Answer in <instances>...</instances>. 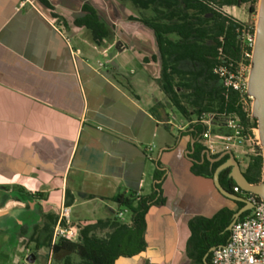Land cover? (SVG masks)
<instances>
[{"label":"crops","instance_id":"obj_1","mask_svg":"<svg viewBox=\"0 0 264 264\" xmlns=\"http://www.w3.org/2000/svg\"><path fill=\"white\" fill-rule=\"evenodd\" d=\"M48 1L54 11L40 0H0V264L46 263L45 227L58 222L64 204L76 225H130L131 210L115 197L151 195L156 169L165 202L146 215V250L116 264H208L207 255H192L190 222L237 204L209 168L192 171L188 127L196 115L174 120L154 32L133 19L153 11L120 0ZM86 3L109 28L100 44L74 24ZM208 115L215 150L208 139L201 143L211 154L224 152L227 117Z\"/></svg>","mask_w":264,"mask_h":264},{"label":"trees","instance_id":"obj_2","mask_svg":"<svg viewBox=\"0 0 264 264\" xmlns=\"http://www.w3.org/2000/svg\"><path fill=\"white\" fill-rule=\"evenodd\" d=\"M54 11V6L48 0H40ZM111 1V0H108ZM129 1L141 10L151 9L152 17L133 18L147 25L156 37L161 61L160 87L171 106L184 117L196 115V120L188 127L192 137L190 155L192 171L203 175L209 168L210 177L219 166L224 164L230 155L224 151L211 154L201 143L208 125L203 121L205 114L215 113L218 116L236 115L244 127L245 133L253 140L252 128H257V120L248 116L240 104L237 91L228 89L222 82L217 70L221 64L242 61L245 53L251 55L252 49L240 39L246 26L243 22L223 11L225 6L249 4V9L256 11L259 0H120ZM84 14L78 17L74 24L92 32L94 42L100 44L109 35V28L101 20L97 9L89 3L83 5ZM55 17L60 15L53 12ZM67 24L66 21H64ZM253 30V29H250ZM174 35L175 38H171ZM251 63V58L247 61ZM178 87L189 90L180 93ZM187 105L193 107L189 110ZM239 161V159L237 158ZM160 163L158 162V166ZM232 168L226 167L219 171L220 183L232 193L238 184L230 175ZM246 180L260 183L264 180V153L258 151L250 155L246 167L242 170ZM157 177L154 192L151 195L137 196L118 195L115 200L132 212L131 224L123 222H97L83 226L77 241L59 239L52 244L53 228L57 220H52L51 227H45L48 232L45 240L56 259H64L70 264L71 255H77L80 264H116L121 257H134L142 254L147 247L146 215L152 204H163L161 180L163 172L156 169ZM237 206L234 209L223 208L211 218H197L190 222L192 231L191 242L197 249L199 260L206 257V263L211 264L213 248L225 244L230 236L235 215L245 205L233 200ZM250 213L244 211L239 219ZM109 226L111 231L99 235V231Z\"/></svg>","mask_w":264,"mask_h":264},{"label":"built area","instance_id":"obj_3","mask_svg":"<svg viewBox=\"0 0 264 264\" xmlns=\"http://www.w3.org/2000/svg\"><path fill=\"white\" fill-rule=\"evenodd\" d=\"M23 2L20 6H23ZM58 31L65 32L64 24H58ZM256 37V29L248 30L246 28L240 35L241 41L251 49H253ZM251 55L245 53L241 62L221 64L218 67V74L222 82L228 89L235 90L240 95V104L243 109L252 117V98L247 93L248 73L251 63L247 61ZM103 67V63H98ZM227 117L226 126L229 129L221 139V145L226 151H233L234 148L242 146L243 143L252 140L245 133L244 127L241 125L240 119L236 115H224ZM253 118V117H252ZM206 124L207 119L203 120ZM255 128H252L254 130ZM256 136V135H255ZM204 138L210 141L208 146L211 150H215L214 144L217 141L211 140L210 130L204 133ZM257 138V137H256ZM154 146L148 148V151H153ZM236 194L242 195L250 204V213L243 219L237 220L230 232L228 241L213 249L211 255V264H264V199L254 192L243 190L239 185L234 187ZM71 207L62 205L59 212V219L54 228L52 235V244H55L59 239H67L77 241L80 236L82 225H76L70 219ZM121 216V215H120ZM53 253L50 249L49 263Z\"/></svg>","mask_w":264,"mask_h":264},{"label":"water","instance_id":"obj_4","mask_svg":"<svg viewBox=\"0 0 264 264\" xmlns=\"http://www.w3.org/2000/svg\"><path fill=\"white\" fill-rule=\"evenodd\" d=\"M247 93L252 98V117L257 120L258 138L261 146L264 148V0H259L256 37L252 49L251 66L248 73ZM226 152L230 155V158L219 166L214 173V183L218 190L226 197L245 203L244 207L236 213L234 224L244 211L251 209V204L243 196L232 193L220 183L219 171L226 167H231L232 170L230 175L233 180L243 190L254 192L263 199L264 180L255 184L249 183L234 153L232 151Z\"/></svg>","mask_w":264,"mask_h":264},{"label":"rangeland","instance_id":"obj_5","mask_svg":"<svg viewBox=\"0 0 264 264\" xmlns=\"http://www.w3.org/2000/svg\"><path fill=\"white\" fill-rule=\"evenodd\" d=\"M129 4H130L131 9L135 11H139V9L136 6H134L132 3L129 2ZM249 6H250L249 4H242L237 7H233V8L226 7L225 9L223 8V11L235 17L239 21L243 22L244 25L246 26V32H247L248 30L253 29V28L256 29L257 27L259 3L257 4L256 11L254 12H252L249 9ZM142 16H144V14ZM176 113H177V117L174 118L176 122H178L179 120L185 119L184 116L178 110H176ZM205 117L207 119L212 118L208 114H206ZM194 118H197V117H194ZM253 132L255 133L254 135H256L254 136L253 140L243 143L242 146L238 148H234V151L236 152L235 154L237 155V158L239 159V163L241 165L242 170L248 164L250 155L256 153L258 149L260 150V148L264 153V148L261 146L259 142V138H258V128H255ZM48 263H49V258L46 263L45 262L43 263L42 261L37 260L36 264H48ZM80 263H81V260L77 255L75 254L71 255L70 264H80ZM50 264H65V261L64 259H56L53 255L51 258Z\"/></svg>","mask_w":264,"mask_h":264}]
</instances>
